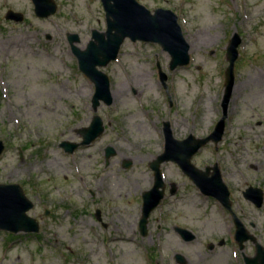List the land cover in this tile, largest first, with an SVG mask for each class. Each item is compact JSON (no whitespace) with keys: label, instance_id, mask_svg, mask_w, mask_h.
Here are the masks:
<instances>
[{"label":"rangeland","instance_id":"1","mask_svg":"<svg viewBox=\"0 0 264 264\" xmlns=\"http://www.w3.org/2000/svg\"><path fill=\"white\" fill-rule=\"evenodd\" d=\"M136 1L150 12L161 8L177 16L190 62L170 70L171 57L160 45L126 39L117 58L100 68L110 91L120 93L94 112V85L79 70L67 35L77 34L76 46L84 50L92 30L105 31L100 1L53 0L56 12L39 18L31 0H0V184L22 188L34 205L28 215L40 225L35 234L0 230V264H176V254L188 264H244L243 257H253L249 241L239 249L228 212L172 162L160 166L165 196L146 234L138 231L141 194L154 180L148 165L164 151L163 123L177 140L211 133L222 115L225 50L234 34L241 43L223 137L217 149L208 143L191 163L217 165L233 210L264 246V203L257 209L242 196L249 185L264 193V0ZM8 10L23 21L6 20ZM94 115L104 133L65 153L60 143L81 142L78 130ZM106 147L115 152L107 166ZM171 184L177 189L172 196ZM114 186L121 190L111 191ZM175 226L195 239L184 242Z\"/></svg>","mask_w":264,"mask_h":264},{"label":"water","instance_id":"2","mask_svg":"<svg viewBox=\"0 0 264 264\" xmlns=\"http://www.w3.org/2000/svg\"><path fill=\"white\" fill-rule=\"evenodd\" d=\"M34 5V13L39 18H47L56 12V4L53 0H31ZM105 12L106 29L103 32L92 30L91 39L84 50L76 46L79 43L77 34H68L67 39L72 54L76 57L79 70L94 84L95 92L92 97V108L96 111L100 102L106 105L112 103L110 94V82L106 74L100 68L105 67L117 58L119 49L126 38L132 42L143 41L159 44L170 57V69L185 66L190 61L189 44L182 35L180 26L177 24V16L170 10L156 9L150 12L136 0H100ZM5 19L15 22L23 21L21 13L7 11ZM240 37L237 34L230 39L226 48L228 66L225 71V89L222 99V117L213 131L202 139H196L189 135L184 140H176L172 136L169 123H163L164 152L150 162L149 167L154 173V183L150 190L142 194V216L139 221V232L144 236L147 232V220L151 211L160 203L164 196V185L160 172V165L172 161L178 164L181 170L193 181L199 190L206 196L218 200L228 210L235 224V239L242 249L243 243L255 239L247 231L243 223L232 211L229 199V191L222 181L218 167H212V175L207 177L210 168L206 172L196 169L190 162L192 156L208 142L215 145L221 141L224 132L227 107L234 86V64L238 57ZM159 68V66H158ZM160 81L166 92V75L159 68ZM104 125L100 117L95 115L88 127L81 128L78 133L83 140L81 145H86L102 134ZM79 145L76 143L61 142L67 153H72ZM4 151V143L0 141V155ZM111 147L106 148L105 157L109 159L114 155ZM129 164L124 163V167ZM243 196L251 201L256 207H260L263 201V193L258 188H248ZM33 203L25 196L18 184H0V230L12 233L26 232L36 233L39 231L38 222L28 215ZM48 215V211L45 212ZM184 241H192L195 238L190 231L177 228ZM254 257H244L245 264H264V249L255 243ZM182 261V256H176Z\"/></svg>","mask_w":264,"mask_h":264},{"label":"flooded vegetation","instance_id":"3","mask_svg":"<svg viewBox=\"0 0 264 264\" xmlns=\"http://www.w3.org/2000/svg\"><path fill=\"white\" fill-rule=\"evenodd\" d=\"M12 22H14V21H12ZM169 101H171V100H169ZM98 108V107H97ZM93 109V108H92ZM94 111V110H93ZM95 112V111H94ZM95 116V115H94ZM93 116V117H94ZM92 117V118H93ZM104 131H105V127H104V130H103V132H102V134L104 133ZM79 134V133H78ZM101 134V135H102ZM80 135V134H79ZM100 135V136H101ZM100 136H98V137H100ZM80 137H81V142H82V140H83V138H82V136L80 135ZM97 137V138H98ZM96 138V139H97ZM96 139H94L93 141H95ZM92 141V142H93ZM81 142H79V143H76V144H78L79 146H86V145H90L92 142H90L89 144H86V145H81L80 143ZM69 143H71V142H69ZM78 146V147H79ZM77 147V148H78ZM60 148H62V147H60ZM76 148V149H77ZM106 148H108V147H106ZM106 148L104 149V165H109V163H110V161H109V159H106V157H105V151H106ZM203 148V147H202ZM202 148H200L198 151H200ZM63 149V148H62ZM75 149V150H76ZM74 150V151H75ZM63 151L65 152V153H67L64 149H63ZM73 151V152H74ZM197 151V152H198ZM72 152V153H73ZM196 152V153H197ZM72 153H68V154H72ZM195 153V154H196ZM194 154V155H195ZM193 155V156H194ZM192 156V157H193ZM192 159V158H191ZM168 162H172V161H168ZM190 162H191V160H190ZM124 163H127V164H129V166L128 167H124ZM166 163V162H165ZM172 163H174V164H176L175 162H172ZM150 164V163H149ZM163 164V163H162ZM161 164V165H162ZM192 164V163H191ZM160 165V166H161ZM177 166H178V164H176ZM193 165V164H192ZM106 166H105V169H106ZM130 166H131V163L129 162V161H124L123 163H122V167L124 168V169H128V168H130ZM149 166V165H148ZM194 166V165H193ZM179 167V166H178ZM195 167V166H194ZM150 168V167H149ZM196 169H198V170H200V171H202V172H206V168H210V170H208V172H207V177H210L211 175H212V173H213V171H212V167H208V166H206L204 169H199V168H197V167H195ZM179 169L181 170V168L179 167ZM151 170V169H150ZM218 170H219V168H218ZM152 171V170H151ZM153 172V171H152ZM181 172H182V174H184L190 181H191V183L199 190V188L193 183V181L181 170ZM219 172H220V170H219ZM220 175H221V172H220ZM221 178H222V175H221ZM106 179V178H105ZM103 180V179H102ZM222 181L224 182V180H223V178H222ZM224 184H225V186L227 187V189H228V191H229V196L231 197V192H230V190H229V187L226 185V183L224 182ZM163 185H164V196H165V184H164V181H163ZM107 188H108V186H107ZM248 188H258V189H260V186H254V185H249V186H247L246 188H245V190L242 192V196H243V193L248 189ZM176 188H175V186L174 185H172L171 184V186H170V189H169V195L170 196H172V195H174L175 193H176ZM261 191H262V189H260ZM199 192H200V190H199ZM201 193V192H200ZM262 193H263V191H262ZM201 195H203L202 193H201ZM164 196H163V198H164ZM204 196H206V195H204ZM208 197V196H207ZM162 198V199H163ZM243 198H244V196H243ZM161 199V200H162ZM245 199V198H244ZM141 200H142V194H141ZM246 201H248L249 203H251L255 208H257V209H260L262 206H263V203H264V193H263V201H262V205L260 206V207H256L251 201H249V200H247V199H245ZM230 201H231V199H230ZM161 202V201H160ZM159 205V204H158ZM157 205V206H158ZM156 206V207H157ZM155 207V208H156ZM154 208V209H155ZM224 208V207H223ZM231 208H232V210H233V206H232V202H231ZM153 209V210H154ZM152 210V211H153ZM224 210H226V209H224ZM46 211V210H45ZM48 211V210H47ZM151 211V212H152ZM227 211V210H226ZM234 211V210H233ZM228 212V211H227ZM48 213H49V211H48ZM234 213H235V211H234ZM151 214V213H150ZM228 214H229V212H228ZM236 214V213H235ZM99 215H100V210H98V209H96L95 210V213H94V216H97V217H99ZM230 215V214H229ZM237 215V214H236ZM141 216H142V206H141ZM141 216H140V218H141ZM150 216V215H149ZM237 217H238V215H237ZM140 218H139V221H140ZM239 218V217H238ZM148 219H149V217H148ZM240 219V218H239ZM139 221H138V226H139ZM240 221H241V219H240ZM242 222V221H241ZM147 223H148V220H147ZM243 223V222H242ZM244 225V224H243ZM245 226V225H244ZM234 227H235V225H234ZM250 227H251V229H254L255 227H254V225L253 224H251L250 225ZM177 228H181V229H184V228H182V227H179V226H175V227H173V231L183 240V238L181 237V235H180V233L179 232H177L176 231V229ZM246 228V227H245ZM185 230H187V229H185ZM138 231H139V229H138ZM189 231V230H188ZM191 232V231H190ZM140 233V232H139ZM192 233V232H191ZM193 234V233H192ZM253 237H254V239H255V242H253V241H249L253 246H254V250L256 251V245H255V243H258V244H260V246H262L263 248H264V246L260 243L261 241H260V238H258V237H256L255 235H253L252 233H250ZM194 235V234H193ZM195 239V238H194ZM193 239V240H194ZM192 240V241H193ZM184 241V240H183ZM184 242H190V241H184ZM243 246H244V244H243ZM210 250H212L213 249V245H211L210 247H208ZM243 248V247H242ZM240 249V248H239ZM178 254H176V255H174V261H175V263L176 264H188V261H187V259H185L184 257H182V261L180 262V261H178L177 260V258H176V256H177ZM244 260V259H243Z\"/></svg>","mask_w":264,"mask_h":264},{"label":"bare ground","instance_id":"4","mask_svg":"<svg viewBox=\"0 0 264 264\" xmlns=\"http://www.w3.org/2000/svg\"><path fill=\"white\" fill-rule=\"evenodd\" d=\"M119 93H120L119 90L110 91L112 99L114 98V96H117ZM119 190H121L120 186H114L113 188H111V191H113V192H118ZM121 241L126 242V244L129 243V239L128 238L121 239Z\"/></svg>","mask_w":264,"mask_h":264}]
</instances>
